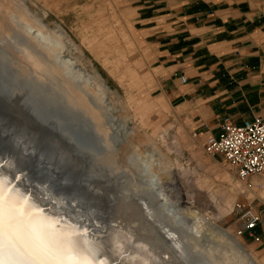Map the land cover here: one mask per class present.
I'll return each mask as SVG.
<instances>
[{
    "label": "bare ground",
    "instance_id": "bare-ground-1",
    "mask_svg": "<svg viewBox=\"0 0 264 264\" xmlns=\"http://www.w3.org/2000/svg\"><path fill=\"white\" fill-rule=\"evenodd\" d=\"M71 45L61 30L50 29L31 14L26 0H0V104H19L26 120L23 125L9 126L0 116V178L10 193L24 198L21 203L26 210L41 219L53 237L71 239L75 251L68 260L199 264L187 250L189 243L176 218L169 217L167 223L157 220L150 205L140 198L142 205L128 207L132 217L141 219L143 206L146 220L158 223L152 225L154 234L145 238L129 226L109 224L115 218L109 219L102 201L89 192L91 180L102 184L108 167L116 166L123 125H116L114 104L107 102L117 95L100 74L95 69L87 74L77 69V59H65ZM41 134L46 144L40 142ZM59 154L65 158L61 168L53 160L61 158ZM72 160L83 170L76 179L61 176L67 170L66 162ZM147 187L150 190V184ZM79 191L92 197L82 203L85 196ZM192 229L187 240L196 248L203 228L197 223ZM215 231L225 250L220 256L208 250L213 264H261L232 235ZM5 259L9 264H39L38 259L16 252L6 253Z\"/></svg>",
    "mask_w": 264,
    "mask_h": 264
},
{
    "label": "rangeland",
    "instance_id": "rangeland-1",
    "mask_svg": "<svg viewBox=\"0 0 264 264\" xmlns=\"http://www.w3.org/2000/svg\"><path fill=\"white\" fill-rule=\"evenodd\" d=\"M26 3L31 14L50 29L61 30L71 42L65 59H77V69L87 74L95 69L117 95L107 100L114 104L116 125H123L116 166L108 167L110 172L105 173L102 184L95 180L88 183L89 192L102 201L109 219L115 218L114 222H107L129 226L135 234L149 238L154 234L152 225L157 227L158 223L146 220L143 206L141 219L133 218L132 208L128 209L142 205L140 198H143L157 220L167 223L169 217H174L182 223L181 235L189 243L186 248L192 259L213 264L208 250L220 256L225 248L215 236L218 229L236 238L256 262L264 264V182L261 189L249 188L225 160L207 155L203 149L206 139L186 111L160 94L149 51L133 24L134 0H26ZM57 96L54 98L59 99ZM19 111L15 102L0 104V116L9 126L26 122ZM40 142L46 144L43 135ZM59 156L63 159L53 160L61 168L65 158ZM66 163L67 170H62L61 176L76 179L83 174L81 166L73 160ZM79 192L85 196L82 203L92 197L87 191ZM250 213L260 221L252 231H245V216ZM197 223L203 229L195 248L193 241L187 239H191Z\"/></svg>",
    "mask_w": 264,
    "mask_h": 264
},
{
    "label": "crops",
    "instance_id": "crops-1",
    "mask_svg": "<svg viewBox=\"0 0 264 264\" xmlns=\"http://www.w3.org/2000/svg\"><path fill=\"white\" fill-rule=\"evenodd\" d=\"M160 94L204 139L264 121V0H134ZM184 76L185 83L180 82Z\"/></svg>",
    "mask_w": 264,
    "mask_h": 264
},
{
    "label": "snow or ice",
    "instance_id": "snow-or-ice-1",
    "mask_svg": "<svg viewBox=\"0 0 264 264\" xmlns=\"http://www.w3.org/2000/svg\"><path fill=\"white\" fill-rule=\"evenodd\" d=\"M24 198L8 191L0 178V264H9L8 252L39 260V264H92L89 260H68L75 251L71 239L53 237L41 219L34 218L21 203Z\"/></svg>",
    "mask_w": 264,
    "mask_h": 264
},
{
    "label": "built area",
    "instance_id": "built-area-1",
    "mask_svg": "<svg viewBox=\"0 0 264 264\" xmlns=\"http://www.w3.org/2000/svg\"><path fill=\"white\" fill-rule=\"evenodd\" d=\"M180 82H186L184 76L180 77ZM219 130L218 136L206 138L204 152L225 160L247 187L261 189L264 182V121L257 118L235 126L225 119ZM247 215L244 229L252 231L260 220L252 213Z\"/></svg>",
    "mask_w": 264,
    "mask_h": 264
}]
</instances>
